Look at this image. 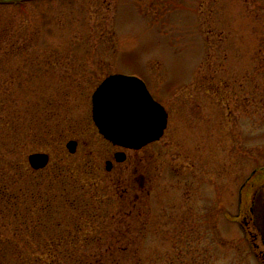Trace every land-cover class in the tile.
Returning a JSON list of instances; mask_svg holds the SVG:
<instances>
[{"label":"rangeland","instance_id":"rangeland-1","mask_svg":"<svg viewBox=\"0 0 264 264\" xmlns=\"http://www.w3.org/2000/svg\"><path fill=\"white\" fill-rule=\"evenodd\" d=\"M111 73L165 107L160 140L127 150L98 133L91 94ZM34 152L103 202L77 256L264 264V0H0V161Z\"/></svg>","mask_w":264,"mask_h":264},{"label":"trees","instance_id":"trees-1","mask_svg":"<svg viewBox=\"0 0 264 264\" xmlns=\"http://www.w3.org/2000/svg\"><path fill=\"white\" fill-rule=\"evenodd\" d=\"M54 167L33 170L21 162L0 161V264H98L99 258L72 251L78 249L81 222L89 225L101 211L106 216L103 202L96 195L85 197L84 190L78 193L68 169ZM90 234L83 235H99ZM30 247L55 252L33 257L25 252Z\"/></svg>","mask_w":264,"mask_h":264},{"label":"water","instance_id":"water-1","mask_svg":"<svg viewBox=\"0 0 264 264\" xmlns=\"http://www.w3.org/2000/svg\"><path fill=\"white\" fill-rule=\"evenodd\" d=\"M92 119L98 132L113 145L123 148L140 149L158 140L167 125V112L153 99L144 81L132 75L110 74L94 90L92 97ZM73 153L76 140L66 143ZM116 161H123L125 153L117 151ZM30 166L44 168L49 155L43 152L28 155ZM111 161H106L110 170Z\"/></svg>","mask_w":264,"mask_h":264}]
</instances>
